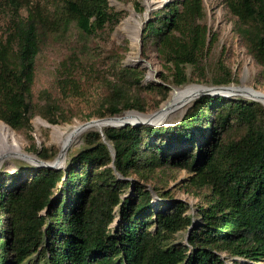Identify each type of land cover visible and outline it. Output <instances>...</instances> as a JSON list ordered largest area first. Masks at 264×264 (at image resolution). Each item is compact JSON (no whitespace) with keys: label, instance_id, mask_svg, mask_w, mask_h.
Masks as SVG:
<instances>
[{"label":"trees","instance_id":"obj_1","mask_svg":"<svg viewBox=\"0 0 264 264\" xmlns=\"http://www.w3.org/2000/svg\"><path fill=\"white\" fill-rule=\"evenodd\" d=\"M110 1L11 0L0 35V121L22 135L41 160L51 162L57 152L35 149L32 120L40 116L59 125L64 110L49 90L35 91L40 58L50 46L65 49L58 98L80 95L82 85L107 91L89 119L146 113L144 92L159 96L157 109L168 97L166 83L181 87L199 78L227 86L234 81L222 61L210 77L201 64L208 46L202 0L169 1L146 25L144 50L153 46L172 75L161 77L164 84L144 85V71L121 59L100 67L88 43L109 35L122 20ZM223 2L264 87V0ZM182 171L188 175L186 190L199 198L195 209L175 202L168 189ZM152 192L172 204L160 209L166 204H154ZM228 260L264 263V105L259 102L203 95L170 126L87 132L83 147L60 169L38 167L26 176L0 172V264Z\"/></svg>","mask_w":264,"mask_h":264},{"label":"rangeland","instance_id":"obj_2","mask_svg":"<svg viewBox=\"0 0 264 264\" xmlns=\"http://www.w3.org/2000/svg\"><path fill=\"white\" fill-rule=\"evenodd\" d=\"M19 4L31 2L35 4L43 0H15ZM168 1L173 0H132L129 2H120L118 0H111L110 7L115 12H122L123 18L114 30L108 35H99L92 38L88 43V50L91 53L92 59L98 63L100 67L103 65L111 64L117 60H122L124 65H129L133 68H140L145 73L143 84H164L161 80L163 75L172 76L168 67L163 64V57H158L153 46H149L144 50L143 48V35L148 22L153 21V14L161 8H164ZM206 9V23L208 27V43L206 55L203 57L202 65L206 69L207 77H210L213 69L222 61L223 64L232 70L234 81L228 86L241 87L246 84L249 87L257 90L264 91L259 79V68L254 63L251 56L247 53L240 39L233 32V18L228 13V10L223 0H202ZM11 0H0V35L4 32L8 15L11 14L9 9ZM129 20V25L125 21ZM65 55V49L58 46L48 47L40 58L38 74L35 83V91L38 92L42 89L49 90L57 97V101L63 105V115L60 117L61 123L57 126L60 127H74L85 124L90 121L104 119L93 118L89 119V115L98 110L103 102V97L106 90L101 91L95 85H91L85 89L82 85L83 91L80 95L75 97H60L58 98V91L55 90L57 77L60 75L58 70L59 64ZM93 75V67L90 69ZM153 74L150 76V74ZM171 78L170 80H172ZM94 81V79H93ZM170 87L168 97L163 101L157 109L154 105L159 100V96L154 92H144L141 97L147 103V112L140 113L136 110L127 111L135 112L142 115H149L159 110L171 97V93L175 88H185L187 86H205L211 87L205 80L198 78L197 81L188 83L181 87H175L171 83H166ZM92 87H96L95 90ZM93 91L96 93L94 94ZM193 101V100H192ZM189 102L187 107L192 103ZM122 114V115H123ZM184 114V113H183ZM183 114H178L169 119H162L158 126H170L178 121ZM119 117V116H118ZM39 119V120H38ZM133 121H136L133 120ZM45 121L42 117L36 116L32 120L33 137L35 142V149L38 151L49 150L57 152V156L61 152V147L58 144L57 138L52 133L49 127L44 125ZM48 123V122H47ZM49 124V123H48ZM51 125V124H49ZM53 126V125H52ZM56 126V125H54ZM94 131V130H88ZM15 132V131H14ZM85 132L84 134H86ZM22 139L25 147V154L30 157L40 159L37 155L30 152L33 148L22 135L16 132ZM78 142L69 147L66 155V161L70 156L76 154L83 147V136ZM57 158V157H56ZM65 165V164H64ZM39 166L32 163L25 156L14 155L6 158L0 164V172H7L14 174L16 172H23L26 176L29 171H32ZM188 182V175L185 171L178 172L175 180H170L168 189L171 191L172 198L175 202H186L191 208L195 209L196 204L199 203V198L188 192L185 184ZM152 185L149 183L147 188L152 190ZM154 201L153 203H165L168 208L172 202L169 200L160 201L154 192H152ZM189 212H192V210ZM237 261H241L236 259ZM228 264H233V260H228ZM264 264V263H259Z\"/></svg>","mask_w":264,"mask_h":264},{"label":"bare ground","instance_id":"obj_3","mask_svg":"<svg viewBox=\"0 0 264 264\" xmlns=\"http://www.w3.org/2000/svg\"><path fill=\"white\" fill-rule=\"evenodd\" d=\"M131 18H128L125 23L129 25V20ZM153 75L152 73L150 76ZM235 87V86H232ZM240 89L249 91L253 94H255L261 102L264 104V91L257 90L255 88L249 87L246 84L239 87ZM205 86H187L185 88H175L172 93L170 99L165 103L162 108H167L162 112L159 116L158 122H162V119H169L172 117H175L178 114H183L186 106L192 99H194V96L200 92L204 91ZM147 116L142 115L135 112H129L126 114H123L119 116V122H135L133 120L136 119V121H143L146 120ZM39 120V119H38ZM117 123L113 120H94L87 124H82L70 128H64L60 126H52L49 125L47 122H44V125L46 127H49L54 134V136L57 138L58 144L61 147V151H63L65 148L73 146L76 142L79 141V139L82 137V135L87 132L88 130H102L105 127H110L111 125H114ZM14 155H20V156H27L25 154V147L23 145L22 139L14 132L12 128H10L7 124L0 121V164L2 161L6 158L12 157ZM68 155V154H66ZM33 159L35 157H32ZM36 159V158H35ZM64 161L61 160L60 165L63 164Z\"/></svg>","mask_w":264,"mask_h":264},{"label":"water","instance_id":"obj_4","mask_svg":"<svg viewBox=\"0 0 264 264\" xmlns=\"http://www.w3.org/2000/svg\"><path fill=\"white\" fill-rule=\"evenodd\" d=\"M203 95L224 96V97H228V98H243V99L259 102L262 105H264L261 102V100L255 94H253V93H251L249 91L240 89L239 87H232V86H228V85L227 86L205 87V90L198 92L194 96V99H192V100H195L196 98L201 97ZM165 109H167V108H165ZM165 109L161 107L156 112H154L152 114H149V115H146L147 118H146V120H143V121L119 122V117L118 116H116V117H108V118L98 119V120L109 119V120L116 121L117 123H115L114 125H111V127H122V126H126V125H131V126H138V125L158 126L160 124V122L157 123L158 119H159V116H160V114L162 112H164ZM87 123H89V122H87ZM87 123H85V124H87ZM68 149H69V147L65 148L63 151H61L59 153V155L57 156V158L55 160L51 161V162H47V161H44V160H41V159H35V158L33 159L30 156H25V157L28 160H30L32 163L37 164L39 167H44V168H49V169H60V168H62L64 166V164L66 162V154L68 152ZM61 160L64 161V163L60 165Z\"/></svg>","mask_w":264,"mask_h":264},{"label":"built area","instance_id":"obj_5","mask_svg":"<svg viewBox=\"0 0 264 264\" xmlns=\"http://www.w3.org/2000/svg\"><path fill=\"white\" fill-rule=\"evenodd\" d=\"M193 211V210H192ZM237 259H239L240 260V258H237Z\"/></svg>","mask_w":264,"mask_h":264}]
</instances>
